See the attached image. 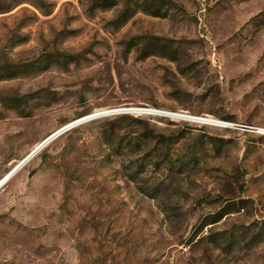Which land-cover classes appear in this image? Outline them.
Here are the masks:
<instances>
[{
  "label": "rangeland",
  "instance_id": "obj_1",
  "mask_svg": "<svg viewBox=\"0 0 264 264\" xmlns=\"http://www.w3.org/2000/svg\"><path fill=\"white\" fill-rule=\"evenodd\" d=\"M67 127L0 264H264V0H0V180Z\"/></svg>",
  "mask_w": 264,
  "mask_h": 264
},
{
  "label": "bare ground",
  "instance_id": "obj_2",
  "mask_svg": "<svg viewBox=\"0 0 264 264\" xmlns=\"http://www.w3.org/2000/svg\"><path fill=\"white\" fill-rule=\"evenodd\" d=\"M149 109V108H148ZM155 112H160V113H173V112H166V111H163V110H155V109H151ZM174 114H178L180 115L179 113H174ZM89 118V117H88ZM84 119H87V118H82L80 120H78L77 122H81L83 121ZM214 123L216 124H220V125H230L228 122H223V121H219V120H215V119H212L210 118ZM74 123V122H73ZM40 145V143L33 149L35 150L38 146ZM44 146L40 147L35 154H32L30 155L29 157H26L24 160H22L15 168H13L8 174H6L1 180H0V188L13 176L14 172L15 171H18L20 170L33 156H35ZM32 150V151H33Z\"/></svg>",
  "mask_w": 264,
  "mask_h": 264
},
{
  "label": "built area",
  "instance_id": "obj_3",
  "mask_svg": "<svg viewBox=\"0 0 264 264\" xmlns=\"http://www.w3.org/2000/svg\"><path fill=\"white\" fill-rule=\"evenodd\" d=\"M126 112H135L137 114H148V115L160 114V115H168V116H179V117H183V118H186V119H189L195 122H199V123L220 125V124L214 123L210 118L194 117V116H188L184 114L178 115L174 113H165V112L160 113V112H155L148 108H131V110H128Z\"/></svg>",
  "mask_w": 264,
  "mask_h": 264
},
{
  "label": "water",
  "instance_id": "obj_4",
  "mask_svg": "<svg viewBox=\"0 0 264 264\" xmlns=\"http://www.w3.org/2000/svg\"><path fill=\"white\" fill-rule=\"evenodd\" d=\"M128 110H131V108L130 109H118V110H112V111H102V112H98V113H96V114H94V115H92V116H89V118H95V117H98V116H102V115H105V114H109V113H117V112H126V111H128ZM89 118H87V119H89ZM222 126H228V125H222ZM69 127H71V126H69ZM69 127H67V128H64L63 130H61L60 132H58L57 134H55V135H53V136H51V137H48L47 139H45L42 143H40V145L35 149V150H33L27 157H29L30 155H32V154H35L36 153V151L40 148V147H42V146H44V145H46L51 139H53L55 136H57L59 133H61V132H63L65 129H68ZM17 171H15L14 172V174L16 173ZM13 174V175H14Z\"/></svg>",
  "mask_w": 264,
  "mask_h": 264
},
{
  "label": "trees",
  "instance_id": "obj_5",
  "mask_svg": "<svg viewBox=\"0 0 264 264\" xmlns=\"http://www.w3.org/2000/svg\"><path fill=\"white\" fill-rule=\"evenodd\" d=\"M101 1H103V2H106V1H108V0H101ZM103 5H105V3H103ZM150 55H153L152 53H148V54H146V56H150ZM128 117V116H127ZM135 119V118H134ZM227 119V118H226ZM136 120H138V119H136ZM228 120V119H227ZM152 135L154 134V132H152L151 133Z\"/></svg>",
  "mask_w": 264,
  "mask_h": 264
}]
</instances>
